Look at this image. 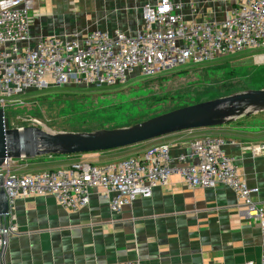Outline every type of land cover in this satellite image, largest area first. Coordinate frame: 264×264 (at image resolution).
<instances>
[{
  "label": "built area",
  "instance_id": "obj_1",
  "mask_svg": "<svg viewBox=\"0 0 264 264\" xmlns=\"http://www.w3.org/2000/svg\"><path fill=\"white\" fill-rule=\"evenodd\" d=\"M33 2L0 0L3 110L28 89L71 84L112 88L140 77H160L182 66L264 50V0H226L228 7L219 22L189 20L179 0H153L141 6V24L134 34L115 27L36 38L31 31ZM190 10L196 11L192 3ZM224 146L220 138L204 137L192 142L187 153L172 155L168 147H160L100 167L74 163L66 169L33 172L25 171L28 160L6 159L0 165V192L9 206L17 199L51 195L59 207L78 212L88 205L90 191L98 189L110 211L118 213L136 198H150L153 189L171 176L190 188L223 186L240 202L243 213L257 221L263 251L260 264H264V204L256 200L258 188L248 185ZM15 232L10 211L0 212V257Z\"/></svg>",
  "mask_w": 264,
  "mask_h": 264
},
{
  "label": "crops",
  "instance_id": "obj_2",
  "mask_svg": "<svg viewBox=\"0 0 264 264\" xmlns=\"http://www.w3.org/2000/svg\"><path fill=\"white\" fill-rule=\"evenodd\" d=\"M151 1L119 0L117 6L125 7V12L120 14L116 7L115 17L121 20L106 29L117 27L134 34L141 24L140 14L129 18L126 12ZM179 1L184 3V15L195 21L219 22L228 7L226 0ZM30 14L34 38L48 33L33 27L42 13L32 9ZM204 137L225 142L224 151L248 185L258 188L256 200L264 204V118L260 116L175 133L124 150L42 157L29 169L60 170L74 163L103 166L160 147H168L172 155L187 153L192 142ZM9 211L16 232L0 264H260L263 253L257 221L243 213L228 188H190L177 176L155 187L150 198H136L118 213L110 211L98 189L90 191L88 205L78 212L59 207L51 195L17 199Z\"/></svg>",
  "mask_w": 264,
  "mask_h": 264
},
{
  "label": "rangeland",
  "instance_id": "obj_3",
  "mask_svg": "<svg viewBox=\"0 0 264 264\" xmlns=\"http://www.w3.org/2000/svg\"><path fill=\"white\" fill-rule=\"evenodd\" d=\"M126 4L131 6L132 2ZM117 5L119 0H34V12L42 15L37 16L33 27L48 32L39 35L60 37L114 27V22L121 20L115 17L114 9L117 7L120 14L125 12V7ZM140 8L127 11V17L137 18ZM262 56L264 50H248L209 64L172 69L160 77H140L112 88L71 84L28 89L5 107L7 127H39L50 132L124 128L184 106L247 90H263L264 60H257ZM259 116L264 118V112L250 115ZM34 161L28 160V164Z\"/></svg>",
  "mask_w": 264,
  "mask_h": 264
},
{
  "label": "water",
  "instance_id": "obj_4",
  "mask_svg": "<svg viewBox=\"0 0 264 264\" xmlns=\"http://www.w3.org/2000/svg\"><path fill=\"white\" fill-rule=\"evenodd\" d=\"M264 112V89L184 106L129 127L91 132H50L39 127L8 129L0 109V165L6 159L95 154L137 146L175 133L207 129ZM0 212L9 213L6 195L0 192Z\"/></svg>",
  "mask_w": 264,
  "mask_h": 264
},
{
  "label": "trees",
  "instance_id": "obj_5",
  "mask_svg": "<svg viewBox=\"0 0 264 264\" xmlns=\"http://www.w3.org/2000/svg\"><path fill=\"white\" fill-rule=\"evenodd\" d=\"M71 156H74V155H71ZM40 158H42V157H40ZM36 159H38V158H36ZM35 160V159H34Z\"/></svg>",
  "mask_w": 264,
  "mask_h": 264
},
{
  "label": "bare ground",
  "instance_id": "obj_6",
  "mask_svg": "<svg viewBox=\"0 0 264 264\" xmlns=\"http://www.w3.org/2000/svg\"><path fill=\"white\" fill-rule=\"evenodd\" d=\"M262 57H264V56H262ZM261 60H263V58Z\"/></svg>",
  "mask_w": 264,
  "mask_h": 264
}]
</instances>
